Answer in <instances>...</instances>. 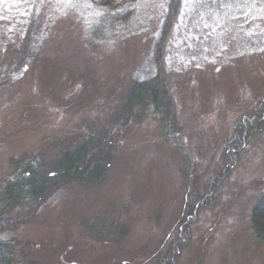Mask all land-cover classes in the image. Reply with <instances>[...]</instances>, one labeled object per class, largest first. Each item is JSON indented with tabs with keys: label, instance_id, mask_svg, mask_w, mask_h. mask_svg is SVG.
<instances>
[{
	"label": "rangeland",
	"instance_id": "1",
	"mask_svg": "<svg viewBox=\"0 0 264 264\" xmlns=\"http://www.w3.org/2000/svg\"><path fill=\"white\" fill-rule=\"evenodd\" d=\"M167 3L0 0V186L17 159H49L86 133L112 127L114 146L101 181L0 211L11 225L2 239L18 241L14 264H158L172 249L171 264H264L251 221L264 195V0H182L164 54L172 129L128 99L155 75ZM17 50L26 60L14 68ZM243 122L257 131L238 139L237 162L206 198ZM116 225L117 241L97 233Z\"/></svg>",
	"mask_w": 264,
	"mask_h": 264
},
{
	"label": "trees",
	"instance_id": "2",
	"mask_svg": "<svg viewBox=\"0 0 264 264\" xmlns=\"http://www.w3.org/2000/svg\"><path fill=\"white\" fill-rule=\"evenodd\" d=\"M182 0H168L166 9V21L164 34L155 52V75L150 80L134 81L128 93V99L132 104L146 105L154 108L162 114V120H168V126L174 128L176 124V108L174 97L170 91L168 71L164 54L168 47L169 38L173 35L180 15ZM26 60L24 51H16L12 67L18 68ZM263 106L259 111L264 114V99L261 101ZM264 120V116L262 118ZM237 140L235 149H229L227 162L221 172L212 176L206 198L211 196L222 180L227 177L228 171L232 170L237 159L236 155L242 148L238 143L241 137L246 142L251 134L257 131L250 126V122H243L236 127ZM113 128L107 127L101 132H89L78 143L68 144L49 159L43 153L41 156L24 155L16 160V177L5 181L0 186V210L6 212L17 204H29L32 208L39 205L42 200L49 196L54 190L75 184L96 183L101 181L110 170L113 143ZM171 135V134H170ZM178 145V144H177ZM244 146V143H243ZM240 153V152H239ZM221 181V182H220ZM220 182V183H219ZM191 188V187H190ZM252 227L254 232L264 238V195L259 197L253 206ZM179 235L177 242L185 243L190 237V228L186 222H179ZM176 225V227L178 226ZM8 220L0 219V264H14L16 261V250L18 241L16 239H2V232L11 229ZM99 227L97 233L104 240H119L124 236V228L119 225L115 229ZM96 228V226H95ZM174 248V247H173ZM173 250V249H172ZM172 250L169 254L158 257V264H171L174 256ZM173 252H176L175 250Z\"/></svg>",
	"mask_w": 264,
	"mask_h": 264
},
{
	"label": "flooded vegetation",
	"instance_id": "3",
	"mask_svg": "<svg viewBox=\"0 0 264 264\" xmlns=\"http://www.w3.org/2000/svg\"><path fill=\"white\" fill-rule=\"evenodd\" d=\"M65 264H67V263L65 262Z\"/></svg>",
	"mask_w": 264,
	"mask_h": 264
}]
</instances>
